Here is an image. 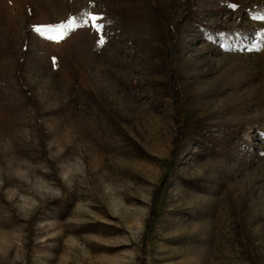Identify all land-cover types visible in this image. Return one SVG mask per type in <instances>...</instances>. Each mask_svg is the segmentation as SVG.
Returning <instances> with one entry per match:
<instances>
[{"label": "rangeland", "instance_id": "rangeland-1", "mask_svg": "<svg viewBox=\"0 0 264 264\" xmlns=\"http://www.w3.org/2000/svg\"><path fill=\"white\" fill-rule=\"evenodd\" d=\"M262 17L0 0V264H264Z\"/></svg>", "mask_w": 264, "mask_h": 264}, {"label": "snow or ice", "instance_id": "snow-or-ice-1", "mask_svg": "<svg viewBox=\"0 0 264 264\" xmlns=\"http://www.w3.org/2000/svg\"><path fill=\"white\" fill-rule=\"evenodd\" d=\"M232 7H235V5H232ZM96 19H97V17H95V16L89 14V21H95ZM262 19H264V17H262ZM89 21H85V26H87V24H88ZM69 26H71V27H75L76 25L74 24V21L69 20V21L67 22V25H64V24H61V25H47V26H44V27H46V28L52 30V29H56V28H60V29H62V28L69 27ZM93 27H96L97 30L99 31V26H98V25L93 24ZM35 30H36L37 32H40V33L43 35V31H42V28H41V27H37ZM62 36H63V33L61 34V36H59V37H55V39H61ZM49 38H50V39H53V37H49ZM100 42L103 43V40H101Z\"/></svg>", "mask_w": 264, "mask_h": 264}]
</instances>
